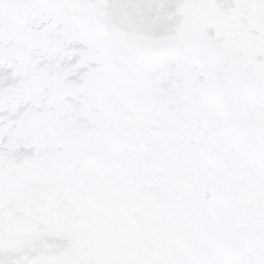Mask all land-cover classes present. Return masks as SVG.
I'll return each instance as SVG.
<instances>
[{
	"label": "snow or ice",
	"instance_id": "1",
	"mask_svg": "<svg viewBox=\"0 0 264 264\" xmlns=\"http://www.w3.org/2000/svg\"><path fill=\"white\" fill-rule=\"evenodd\" d=\"M0 264H264V0H0Z\"/></svg>",
	"mask_w": 264,
	"mask_h": 264
}]
</instances>
